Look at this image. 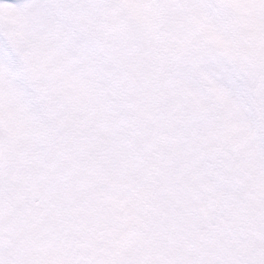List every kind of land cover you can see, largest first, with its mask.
I'll return each instance as SVG.
<instances>
[{
    "label": "snow or ice",
    "instance_id": "snow-or-ice-1",
    "mask_svg": "<svg viewBox=\"0 0 264 264\" xmlns=\"http://www.w3.org/2000/svg\"><path fill=\"white\" fill-rule=\"evenodd\" d=\"M0 264H264V0H0Z\"/></svg>",
    "mask_w": 264,
    "mask_h": 264
}]
</instances>
